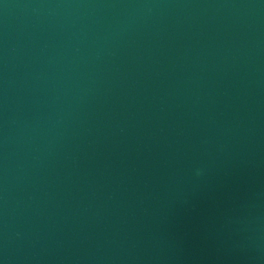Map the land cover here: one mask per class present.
<instances>
[{
	"label": "water",
	"instance_id": "obj_1",
	"mask_svg": "<svg viewBox=\"0 0 264 264\" xmlns=\"http://www.w3.org/2000/svg\"><path fill=\"white\" fill-rule=\"evenodd\" d=\"M0 264H264V0H0Z\"/></svg>",
	"mask_w": 264,
	"mask_h": 264
}]
</instances>
